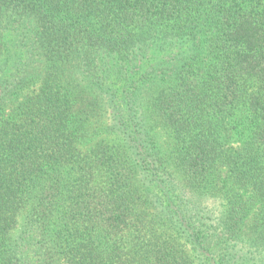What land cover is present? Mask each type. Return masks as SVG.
I'll list each match as a JSON object with an SVG mask.
<instances>
[{
  "label": "trees",
  "instance_id": "trees-1",
  "mask_svg": "<svg viewBox=\"0 0 264 264\" xmlns=\"http://www.w3.org/2000/svg\"><path fill=\"white\" fill-rule=\"evenodd\" d=\"M0 264H264V0H0Z\"/></svg>",
  "mask_w": 264,
  "mask_h": 264
}]
</instances>
